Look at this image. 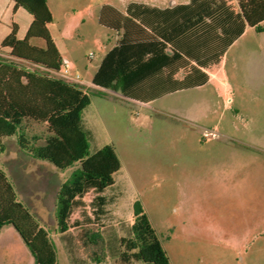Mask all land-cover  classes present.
<instances>
[{"label":"rangeland","instance_id":"1","mask_svg":"<svg viewBox=\"0 0 264 264\" xmlns=\"http://www.w3.org/2000/svg\"><path fill=\"white\" fill-rule=\"evenodd\" d=\"M130 1L170 5L175 0H49L54 16L49 29L65 57L62 70L68 66L71 74L79 73L91 95L83 111L92 131L91 151L112 144L122 161L115 184L104 193L110 199L106 213L94 219L91 190L85 205L74 210L73 226L60 233L57 193L79 163L65 169L47 160L37 163L21 148L19 133L6 139L0 167L48 230L60 264H123L119 239L132 235L136 200L150 215L172 264H264V85H258L264 78V32L238 42L225 68L203 86L149 103L113 90L102 95L91 78L116 30L99 23V11L103 4L124 10ZM5 22L2 15L0 26ZM254 45L261 52L245 51ZM23 131L30 146L45 144L52 134L46 123L32 120L24 122ZM87 230L102 234L103 249L88 241ZM0 264H34L12 225L0 232Z\"/></svg>","mask_w":264,"mask_h":264},{"label":"trees","instance_id":"2","mask_svg":"<svg viewBox=\"0 0 264 264\" xmlns=\"http://www.w3.org/2000/svg\"><path fill=\"white\" fill-rule=\"evenodd\" d=\"M14 2V10L25 8L33 21L24 38L18 37V25L13 23L0 46L10 54L0 56V154L6 150L4 139L19 133L21 148L35 157L61 169L79 163L57 193V227L65 233L73 226L74 210L85 205L83 198L91 190L95 192L90 203L94 219L106 213L110 199L104 193L115 184L114 175L122 169V161L112 144L91 151L92 131L83 117L91 95L82 85L52 72L61 70L65 60L48 26L54 20L48 0ZM99 22L120 36L103 58L94 86L149 102L205 84L209 74L203 68L218 64L247 26L264 31V0H190L166 9L131 2L126 13L103 4ZM18 59L29 63L21 64ZM181 70L184 76L178 79L175 75ZM30 120L46 123L52 132L45 144L30 146L23 131L24 122ZM133 215L132 235L119 239L123 264L134 260L172 264L140 200L134 202ZM5 225L19 233L34 264H60L48 230L19 199L14 183L0 168V232ZM84 235L100 250L104 248L101 233L87 230ZM95 260L100 262L102 257Z\"/></svg>","mask_w":264,"mask_h":264},{"label":"crops","instance_id":"3","mask_svg":"<svg viewBox=\"0 0 264 264\" xmlns=\"http://www.w3.org/2000/svg\"><path fill=\"white\" fill-rule=\"evenodd\" d=\"M189 1H190V0H187V1H185V2H184V1H177V0H175V1H173L172 4H170V5H158V4H152V3H148V2H144V1H130V2L127 3V5H126V7H125L124 10H121V9H119V8H118V9L121 10L122 12L126 13L127 6H128L131 2H139V3H144V4H147V5H150V6H152V7H157V8H160V9H166V8H173V7H175V6L179 5V4H187ZM48 3H49V0H48ZM14 6H15V2H14V0H0V18H1V16L3 15V16H4V20L6 21L3 27L0 26V46H1L2 41H3V40L6 38V36L11 32L12 24H13V23H16V24L18 25V37H19V38H24V37L26 36L27 32H28V29H29V27H30L32 21H33V16H32V15H31V14H30L25 8H23V7H18L17 9L14 10ZM49 6H50V4H49ZM102 6H103V5H102ZM102 6H101V8H102ZM115 7H116V6H115ZM50 8H51V7H50ZM101 8H100V10H101ZM116 8H117V7H116ZM51 10H52V9H51ZM99 14H100V11H99ZM98 20H99V15H98ZM51 23H52V22H51ZM99 23H100V22H99ZM100 24H101V23H100ZM102 25H103V24H102ZM48 26H49V25H48ZM103 26H104V25H103ZM250 28L255 29L254 27L247 26L246 29H245V31L242 33V35H241L238 39H236V40H235V41L229 46L228 50L225 52V54L223 55L221 61H220L218 64H213V65H210V66L207 67V68H203V69L209 74V80H208L205 84H208V83H210L211 81H213L214 79H216V77H217L219 71H220L222 68H225V66H226V62H227V59H228V54L230 53V50H232V49L234 48V46H236V45L238 44V42H240L243 38H245V37L248 36V35H255V34L260 33V31H248ZM115 32H116V37H115V39H114V42H113L110 38L108 39V40L111 42V44H110L109 49H108V51L106 52V54H107V53H108V52H109V51H110V50L116 45V43H117V41H118V38H119V36H120V32H118V31H115ZM261 32H264V31H261ZM52 36H53V35H52ZM53 38H54V37H53ZM54 40H55V38H54ZM34 42H36V43H40V41H39L38 39H35ZM55 42H56V44H57V46H58V48H59V50H60V47H59V45H58V43H57L56 40H55ZM245 51H250V52H252V53H257V54L259 53V51L261 52L260 47L257 46V45H254V46H252V47H250V48H248V49H245ZM60 52H61V50H60ZM61 54H62V52H61ZM106 54H105V55H106ZM257 54H256V55H257ZM9 55H10V54H9V50H6V49H5V50H2V49H0V56H9ZM105 55L103 56V58L105 57ZM62 56H63V54H62ZM63 58H64V60H65V57H64V56H63ZM103 58H102V60H103ZM18 60L21 61V62H26L25 60H20V59H18ZM102 60H101L100 63L98 64L97 69L95 70V72H94V74H93V76H92V78H91V84H90V85H92V86H93L98 92H101L102 95H109V94H111L110 91H108V90H110V89H104V88L96 87V86H94V84H93V78H94V76H95L97 70L99 69V66H100ZM222 70H223V69H222ZM183 76H184V72H183V70L179 71V72L175 75V77L178 78V79H182ZM227 80H229L228 76H227ZM226 83H227V85H229V86H231V87H233V85H234V83H233V85H232L231 82H226ZM205 84H203V85H205ZM203 85H200V86H203ZM258 85H260V86H263V85H264V78L261 79V80L259 81ZM195 87H198V86H195ZM192 88H193V87H192ZM186 89H188V88H186ZM181 90H183V89H181ZM113 91H114V90H113ZM176 91H179V90H176ZM176 91H173V92H176ZM173 92H170V93H173ZM96 93H97V92H96ZM115 93H116L117 95H119L120 97H123V98H125V99L132 100V101H137V102H141V103H149V102L153 101V100H151V101H149V102H142V101H140V100H136V99H132V98L124 97L122 94L118 93L117 91H115ZM170 93H167V94H170ZM167 94H165V95H167ZM165 95H163V96H165ZM161 97H162V96H161ZM159 98H160V97H159ZM156 99H158V98H156ZM156 99H154V100H156ZM7 138H9V137H6V138L4 139V143H5V145H6V150H5L3 153H1L0 155H2V154H4V153H7V152H8V151H7V150H8V147H7V144H6V139H7ZM114 147H115V146H114ZM22 149H23V148H22ZM115 149H116V147H115ZM23 150H24V152H27L28 156L31 157V160H35L37 163L43 161L42 159H39V158L35 157L31 152H28L26 149H23ZM116 151H117V149H116ZM117 153H118V151H117ZM11 155L13 156V155H15V153L12 152ZM118 155H119V153H118ZM31 163L33 164L32 166H27V167H28V168H27L28 171H26L27 174H29L30 171H31V169L34 167L35 162L32 161ZM0 168L3 169V170L7 173V175H8L9 178L11 179V181L14 183V181H13L12 177L10 176L9 172H8L5 168H3V167H0ZM14 185H15V183H14ZM15 188H16V186H15ZM17 193L19 194L18 191H17Z\"/></svg>","mask_w":264,"mask_h":264},{"label":"built area","instance_id":"4","mask_svg":"<svg viewBox=\"0 0 264 264\" xmlns=\"http://www.w3.org/2000/svg\"><path fill=\"white\" fill-rule=\"evenodd\" d=\"M52 72L54 74H56L57 76L65 79V80H68V81H71V82H75V83H78L80 85H84L85 83L83 82L82 78H81V75L79 73L77 74H71L70 72V69L68 66L65 67L64 70H58V71H54L52 70Z\"/></svg>","mask_w":264,"mask_h":264}]
</instances>
